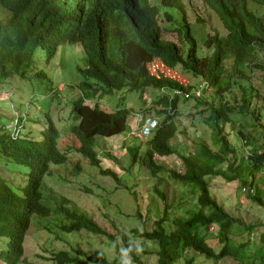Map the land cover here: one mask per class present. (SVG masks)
I'll return each instance as SVG.
<instances>
[{
	"label": "trees",
	"instance_id": "obj_1",
	"mask_svg": "<svg viewBox=\"0 0 264 264\" xmlns=\"http://www.w3.org/2000/svg\"><path fill=\"white\" fill-rule=\"evenodd\" d=\"M200 1L224 27L223 34L216 32L215 36H208L207 46L214 49L209 58L198 55L191 23L185 16L187 0H0V83L4 84L14 76L25 79L34 66L37 53L46 54L49 63L59 48L78 47L86 66L79 69L82 80L73 85L88 94L86 99H68L72 108L68 130L82 143L75 152L88 159L101 175H109L119 184L120 179L114 171L103 170L96 138L109 132L119 118L129 117L130 111L117 112L111 116L110 123H104L102 117L97 118L98 123H93L88 119L85 100L95 98L99 93L110 95L123 89L142 92L147 88L159 90L167 85L185 89L179 81L154 76L143 66L132 67L130 49L135 48L140 50L139 55L145 53L160 60L169 69L179 68L187 75L203 77L211 83L215 93L212 97L177 100L174 107L179 111L180 103L193 99L206 106L199 114L209 113L207 118L194 122L191 115L188 126L196 128L198 123L205 129L208 127L214 139H194L198 151L195 155H184L171 142L181 131L186 132L188 126L186 130L181 129L178 122L169 117L171 123L159 128L148 140V149L141 161L140 148L131 151L132 164L140 161L149 171L156 185L154 190L162 198L165 193L158 186L162 181L165 184L174 180L180 182L181 188L192 190L199 204L187 219L174 218L170 224L160 219L150 231L133 230V235L121 233L122 245L117 248L127 253L132 264H144L141 259L149 253L157 257V264H196L195 257L185 260L188 251L218 262L230 259L238 264H264V92L256 89L253 82L260 81L264 86V62H254L258 51L264 57V18L250 8V3L260 6L264 5V0ZM161 16L176 26L180 39L189 43L186 53L184 41L181 40L183 47H178L164 39ZM197 22L205 23L203 19ZM250 59V67L258 70L256 74H246L247 69L242 68V62ZM230 65L232 70L228 69ZM39 77L48 81L50 94L58 91L47 75L40 73ZM233 85L241 89L240 99L230 94ZM195 89L189 87L184 91L193 95ZM229 96L231 99L228 100ZM160 105H165L163 98ZM160 111L158 109V113ZM248 115L256 124L251 127L240 125L237 118L244 119ZM98 116H102L101 113ZM45 125V132H40L38 137L34 131L24 134L19 141H13L9 135L0 136V160L9 162L12 172L13 167L18 166L27 168L29 173L28 188L21 195H17L0 176V237L9 241L8 251L0 253L3 264H20L23 260L33 215H50V209L42 204L43 179L52 174L51 165L62 166L68 162V152L57 147L60 131L49 113ZM228 131L235 133L232 140ZM212 142L221 146L218 152L209 145ZM174 153L179 154L184 163V174L168 171L153 160L154 154L164 157ZM106 158L116 160L109 153ZM0 165L7 168L5 163ZM76 167L80 174L81 166L77 164ZM162 172L168 173L170 179L164 178ZM216 177L227 182L238 181L247 198L262 209L258 227L232 216L224 203L211 194L207 179ZM253 186L254 193L243 190L247 187L250 191ZM133 194L141 209L144 198L136 192ZM56 214L63 218L62 230L66 233L88 231L105 235L111 242L120 244L118 236L102 229L65 197L60 199ZM129 237L144 238L141 250H135ZM210 238L218 240V249L208 242ZM150 247L153 251H147ZM43 252L52 254L51 260L42 258L55 264H128L120 263V259L110 260L101 251L89 255L78 250L76 255L67 250Z\"/></svg>",
	"mask_w": 264,
	"mask_h": 264
},
{
	"label": "rangeland",
	"instance_id": "obj_2",
	"mask_svg": "<svg viewBox=\"0 0 264 264\" xmlns=\"http://www.w3.org/2000/svg\"><path fill=\"white\" fill-rule=\"evenodd\" d=\"M187 1L189 3L185 7V16L191 23V30L193 38L197 42L198 51L203 57H210L212 50L207 49L205 45L207 37L215 34L221 25L216 17L205 9L202 1ZM254 8L258 9L259 15L264 17V5L254 6ZM198 19H203L205 23L199 24L197 22ZM160 25L164 39L176 43L178 47H183L181 40L185 42V39L179 38L175 25L167 22L164 16L160 18ZM184 51H186V48ZM139 53L140 50L130 49L129 62L132 67L143 66L154 76L172 78L179 81L182 85H196L198 83V77L187 75L179 68L169 69L160 60L145 53L140 55ZM34 62L33 68L28 72L25 79L14 76L6 80L4 84L0 83V125H9L11 123L12 107H14L19 113L27 112L28 121L24 134H28L33 128L35 135L38 136L40 132H45L46 130V114L49 113L56 127L62 132L57 146L62 152H68V162L62 166L51 165L52 174L43 179L42 204L50 209V215L47 217L33 215L31 227L25 240V255L20 264H55L50 261L52 254L43 252H51V250L56 252L67 250L73 255L79 254L77 250L88 255L95 251H101L110 260L120 259V263L132 264L131 258L127 256V253L117 248L122 245L119 235L121 233L133 235L131 234L133 230L138 232L150 231L160 219H165L168 224L172 223L174 218L187 219L192 214V211L197 209L199 205L198 197L192 190L181 188L180 182L174 180H170L169 183L165 184L162 181L161 185L158 186L161 192L164 191V198H162L161 194L155 192L154 187L156 185L149 171L146 168L144 169L140 163L143 154L147 151V145H145L146 142L144 140L138 143L141 148L140 161L132 164L127 148L134 146L135 143L133 138L128 136V132L125 133L124 131L126 119L124 121L119 118L109 132L107 131L96 138V150H98V158L101 161L103 170L114 171L118 175L121 184L109 175H101L99 169L92 166L88 159L75 152L76 149L82 146V143L68 130L71 127L70 115L72 114L68 99L72 98V96L76 98V92L73 88H67V86L82 80L79 69L85 68L86 64L81 56V50L78 47L63 46L59 48L51 62L48 63L46 54L41 55L40 53L35 55ZM245 64L246 61L242 62L243 69H246ZM232 68L233 66H228L229 70H232ZM253 72L254 74L257 73L255 69H253ZM40 73L47 75L53 81L55 89L60 90L62 85L66 86V88L61 87V92L51 95L48 81L45 78L41 79L39 77ZM253 82H255L256 89L259 88L264 92V86H262L260 81ZM62 91L63 95L60 98L59 93L61 94ZM152 92H155L156 105L159 100V92L155 90ZM230 94H233L236 99L241 97V91L238 87H234ZM97 96L99 97L100 108L102 110L106 108L105 111L108 113H115L116 109L139 111L144 106V102L140 99V94L136 92L115 91L112 96L107 97L102 95V93ZM65 99L67 101H64ZM229 99H231V96H229ZM145 100L152 104L150 91L145 94ZM87 104L93 109L95 103L87 102ZM205 108L206 106L197 104L194 99L187 103H180V114L177 118L180 128L184 129L190 125L191 115H193L192 120L194 122L207 118L209 113L199 114ZM155 114H158L157 107H155ZM105 115L108 114H104L102 120L104 123H110V114L108 115L109 118L105 117ZM89 118L90 122L98 123L96 114L92 115L91 113ZM237 120L243 126L251 127L256 124L255 119L250 115L244 117V119L237 118ZM196 126L198 131L188 126V134H184L181 131L171 142L177 151L181 150L184 155L196 153L198 146L193 139L196 132H199L201 137L207 140H210V138L214 139V134L208 127H206V130L198 123H196ZM232 136L231 134L230 137L232 138ZM196 139H199V136ZM108 153L113 158L115 157L116 160L106 158ZM155 159L157 164L165 167L168 171L175 170L182 174L185 172L184 163L179 154L174 153L166 157L154 155ZM3 163H5L7 168L0 165V172L2 175L4 174L3 177L11 181L14 174V172H10L12 165L7 161L0 160V164ZM77 164L82 169L80 174H77ZM13 169L17 171L15 172L12 186L19 193L20 188L27 186V177L25 175L28 174V169L18 166L13 167ZM7 173L10 174L8 175ZM1 174L0 176H2ZM161 175L166 179H170L168 173L162 172ZM207 181L210 184L211 194L219 202L224 203L225 208L232 216L242 219L247 224L251 222L256 226L258 221H262L260 220L262 219L260 218L262 209L247 198L246 194L241 190L242 187L238 181L227 182L220 177L208 178ZM89 188L92 191H87ZM134 192L141 194L144 198L141 209L138 208ZM63 197L71 200L76 207L92 217L102 229L118 236L117 239L120 244L111 242L105 235H94L88 231L79 233L64 232L62 230L63 218L56 214V209L60 207V199ZM168 207L169 209L167 210L166 208ZM167 215H169V219H167ZM171 215L172 218L170 217ZM246 238L249 239L248 236ZM130 239L135 250H141V244L145 243L144 238L129 237ZM208 242H211L218 249V240L210 238ZM8 243V239L0 237V253L8 251ZM152 249L150 247L147 251ZM42 256L48 257L50 260H45ZM195 256L194 252L188 251L185 255V260H190ZM80 257L83 259L82 255ZM141 260L144 264H157V257L152 253H149V255L144 254ZM195 261L196 264H218V261L201 254L195 257ZM219 263L238 264L230 261V259H225ZM0 264H3L1 259Z\"/></svg>",
	"mask_w": 264,
	"mask_h": 264
},
{
	"label": "clouds",
	"instance_id": "obj_3",
	"mask_svg": "<svg viewBox=\"0 0 264 264\" xmlns=\"http://www.w3.org/2000/svg\"><path fill=\"white\" fill-rule=\"evenodd\" d=\"M254 6L258 7L254 3H250L251 10L255 14L257 13L259 15L258 9H255ZM210 14H212V13H210ZM218 23H220L221 26L219 27V29H217L218 30L217 34L220 35V34H223L224 27H223V25L221 24L220 21H218ZM213 35L215 36L216 34H213ZM192 36H193V34H192ZM194 40H195V38H194ZM207 40H208V37H207ZM184 44H185L184 50L186 48V51H185V53H186L188 51L189 43H186V41H185ZM205 45H206L207 49L212 50V54H213V52H214L213 47L211 45L207 46V42H206ZM197 48H198V45H197ZM197 51H198V49H197ZM257 53L258 54H257L256 59L254 60V62L255 63L264 62V57L262 56V54H260V51H258ZM198 55L200 57H203L202 54L199 53V51H198ZM206 58H209V57H206ZM251 61H252V59L246 61L245 67H246L247 70L243 69V70H246V71H244L246 74H250V73L254 74L253 69H255L258 72V70L256 68H251L250 67L251 66L250 65ZM161 77H163V76H161ZM166 78H168V77H166ZM198 78H199L197 80L198 83L196 85H191V84L183 85L185 87V89H187L189 87L196 88L194 93H193V95H191L190 92L184 91L185 89H181L179 87H173V85H167L165 87L160 88L159 90H157L155 88H147V89H144L142 92H136V93L140 94V99L144 102L143 108L141 110H139V111H135V110H132V109H116L115 113H108V112L105 111L106 108H103V110L100 108V103L98 102L99 101V97L97 96L98 94L96 95L95 98L85 100V106L88 107V109H89V116L91 117V113H92V115L96 114L97 118L98 117H102L103 118L104 114H108V115L110 114V118H111L112 115L116 114L119 111H124V110L130 111L129 117L121 118V119L124 120V121L126 119V124H125L124 131H125V133L128 132V136L130 138H133V141L135 143L134 146H129L127 148L128 152H129V156H131V151L136 150V148H140L139 147L140 144H138V143H140L139 141L144 140L146 142L145 145H147L148 140L151 139V137H153L154 134H156V132L158 131L159 128H163L166 124H170L171 123V120H168L169 117H173L174 121H177L178 115L180 114L178 109L174 107V103L177 100L181 101V100H185V99H191L192 97H195V96H196L195 98H199V99L203 98V97L210 98V97H212V95L215 94V93H213V91L211 92V90H213V88H212L211 83L209 82V80L204 79L203 77H198ZM169 79H172V78H169ZM173 80H175V79H173ZM175 81H177V80H175ZM61 87H63L64 89L66 88V86H64V85H62ZM61 87H60V90H61ZM234 87H236V86H234V85L232 86L231 92L233 91ZM68 88H73L75 90V92H76V98L74 96H72V98L77 99L79 97V98L86 99L87 94H88L87 91H82V90H80L78 88L77 85H73V84H71ZM60 90L58 89V91L56 93L61 92ZM153 90L159 92V100H158V103L156 105H155V92H152ZM239 90H241V89L239 88ZM120 91L131 92V91L126 90V89L125 90L123 89V90H120ZM149 91H150V95H151L152 101H153L152 104H151V102H148L147 100H145V94L147 92H149ZM114 92H113V94H114ZM117 92H119V91H117ZM56 93H54V94H56ZM54 94L51 93V95H54ZM113 94H110V95L102 94V95H106L108 97V96H112ZM59 95H63V91H62L61 94L59 93ZM241 95H242V92H241ZM161 98H163V101L165 102L164 106L160 105ZM87 102H94L95 103L93 109L90 108V106L87 104ZM155 107H157L158 109H161L160 113H158L157 115L155 114ZM98 113H101L102 116H98ZM108 115H105V117L109 118ZM27 116H28L27 112L19 113L14 107H12V121H11V123L9 125H0V136L9 135L13 141H19L21 139V137L24 135V131H26V128H27L26 127L27 126L26 124H27V121H28ZM88 119H90V118L88 117ZM19 125H20V127H18ZM54 125H55V123H54ZM55 127H56V125H55ZM192 129H194L195 131H198L197 128H192ZM30 131H34L33 128H31ZM228 133H230V135L231 134L232 135L235 134L232 131H228ZM184 134H188L187 130H186V132H184ZM61 135H62V132L60 131V138H61ZM230 135H229V138H230V140H232ZM197 136H199V138H201L200 133L196 132L195 133V137L193 139H196ZM36 137H38V136H36ZM59 139H58V141H59ZM77 140L79 141L78 138H77ZM209 145L211 146V148L215 152H218L220 150V148H221V146L218 143H215V142H212ZM147 149H148V147H147ZM140 151H141V148H140ZM190 154L191 155H195L196 153H190ZM139 155H140V152H139ZM154 155L155 156H160L158 154H154ZM1 157L2 156H0V158ZM164 157H166V156H164ZM153 160H154V157H153ZM154 162H156V159L154 160ZM11 168H10V172H12ZM16 171L17 170L14 169V171H13L14 174H13V178H12L11 181H9V179L3 177L4 174L3 175L1 174L2 175L1 177L4 178L8 182L9 186L12 189H13L12 182H13V179H15V174H16L15 172ZM7 174L9 175L10 173H7ZM28 174L25 175L27 177V186L20 188L19 193H17L13 189V191L17 195H21L22 192L28 188V185H29V176H28ZM255 186H253V189H251L250 191H249V188H247V187H244L243 190L247 189V191L249 193H254ZM167 219H169V215H167ZM166 224H168L167 221H166ZM218 264H220V263L218 262Z\"/></svg>",
	"mask_w": 264,
	"mask_h": 264
}]
</instances>
